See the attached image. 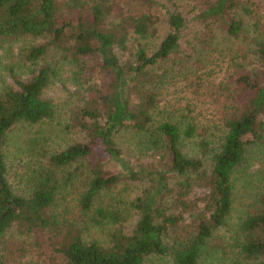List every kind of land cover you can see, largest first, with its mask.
Listing matches in <instances>:
<instances>
[{"label": "trees", "instance_id": "trees-1", "mask_svg": "<svg viewBox=\"0 0 264 264\" xmlns=\"http://www.w3.org/2000/svg\"><path fill=\"white\" fill-rule=\"evenodd\" d=\"M137 1L163 8L170 32L155 52L140 47L133 60L122 61L118 52L129 51L132 37L156 36V14L116 12L110 0H0V50L28 64L27 78L12 66L13 84L0 88V242L15 226L45 232L44 264H149L154 257L171 264H264V33L257 50L262 70L229 77L240 110L215 126L192 105L178 109L180 121L173 112L156 121L165 75L154 69L190 58L182 42L188 23L157 0ZM241 1L212 0L197 20L222 25L238 39ZM24 39L35 43L17 58L13 46ZM52 52L61 60L47 63ZM62 61L74 67V81L84 89L71 120L85 141L51 155L38 146L22 148L29 162L20 175L26 186L17 189L7 164L9 136L19 125L54 118L44 93ZM128 130L144 135L146 148L158 153L156 163L132 158L118 145L117 135ZM186 141L194 143V156L184 152ZM242 179L248 206L235 216ZM136 183L145 189L129 202L139 219L128 230L113 204L124 201L113 195L119 185L128 191ZM95 230L106 234L103 243L91 237ZM225 230L232 258L218 241Z\"/></svg>", "mask_w": 264, "mask_h": 264}, {"label": "rangeland", "instance_id": "rangeland-1", "mask_svg": "<svg viewBox=\"0 0 264 264\" xmlns=\"http://www.w3.org/2000/svg\"><path fill=\"white\" fill-rule=\"evenodd\" d=\"M157 1L171 11L180 12L188 23V28L183 33L182 42L185 56L188 55L190 58L183 62L180 59L162 61L154 69L157 76L165 75L164 84L158 87V113L160 111V114H156V121L168 117L170 112L175 113L173 114L175 120L180 121L181 113L178 109L192 105V109L201 115L206 125L215 126L218 123H223L224 116H230L240 110L234 98V87L229 83L230 75L235 70L257 73L263 68L257 50L264 33V0L241 1L236 12L237 19L243 22L238 39L231 38L222 25L198 22L197 17L202 14L212 0ZM110 4L116 12L122 11L127 15L153 13L159 18L156 36L146 39L132 37L129 42V51L127 53L118 52L122 61L133 60L140 47L146 48L149 53L155 52L170 32L165 12L159 6L151 7L137 0H110ZM114 15L113 12V16L108 21L111 25L117 22ZM42 42L39 40L37 44ZM34 43L32 39H24L14 45L13 48H17L16 51H18L17 58H19L23 47ZM59 57L58 53L52 52L47 63L61 60ZM0 58V88L13 84L9 74V69L12 66L23 79L27 78L25 72H27L28 64L23 65L17 62L9 54L8 48L0 50ZM42 63L44 62L39 63L40 67ZM61 65L59 76L54 79L53 84L44 93V98L51 100L55 107L54 118L35 127L19 125L9 136L6 152H9L10 156L7 164L9 177L17 189L19 184L21 188L26 186L20 175L24 171V165L29 162L27 156L29 152H23L22 148L38 146L42 154L51 155L73 144L85 141L84 133L79 128H74V123L71 120L72 111L80 104L84 89L77 86L74 81V67L68 63L63 64V61ZM143 136H138L128 130L120 132L116 139L118 145L130 157H135L146 164L156 163L159 159L158 153L146 148L144 144L146 138ZM194 147V143L186 141L184 152L188 156H194ZM244 185L242 179L237 191L239 199L235 216H238L248 206ZM144 189V184L136 183L128 191H125L123 185H119L114 192V199L124 201L120 205L113 204L124 212L125 226L128 230L134 229L139 219L138 213L130 210L129 202L141 195ZM202 193L204 192L197 191L196 194L201 195ZM224 232L217 234L218 241L228 249L225 252L228 257L232 258L234 257L232 236L226 234L228 231ZM48 237L49 234L45 232L27 234L16 226L11 228L0 242V264H44L43 241ZM91 237L103 243L106 234L95 230L91 233ZM238 260L241 263L242 259L238 257ZM149 264H171V262L169 259L154 257Z\"/></svg>", "mask_w": 264, "mask_h": 264}]
</instances>
